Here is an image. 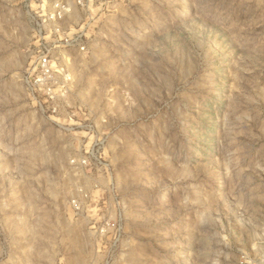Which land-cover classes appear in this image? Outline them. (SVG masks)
Returning a JSON list of instances; mask_svg holds the SVG:
<instances>
[{
  "label": "rangeland",
  "instance_id": "1",
  "mask_svg": "<svg viewBox=\"0 0 264 264\" xmlns=\"http://www.w3.org/2000/svg\"><path fill=\"white\" fill-rule=\"evenodd\" d=\"M0 264H264V0H0Z\"/></svg>",
  "mask_w": 264,
  "mask_h": 264
},
{
  "label": "built area",
  "instance_id": "2",
  "mask_svg": "<svg viewBox=\"0 0 264 264\" xmlns=\"http://www.w3.org/2000/svg\"><path fill=\"white\" fill-rule=\"evenodd\" d=\"M61 10H62V8L60 7V6H56V9H55V14H56V16L58 17L60 14H61ZM41 66L45 69L46 67H48V70H49V61H47V59H45V57H42L41 58ZM47 70V71H48Z\"/></svg>",
  "mask_w": 264,
  "mask_h": 264
}]
</instances>
